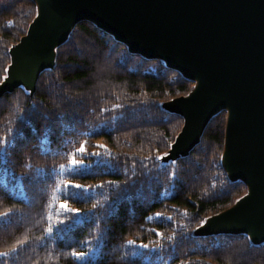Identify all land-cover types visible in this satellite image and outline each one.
Here are the masks:
<instances>
[{
	"label": "trees",
	"instance_id": "obj_1",
	"mask_svg": "<svg viewBox=\"0 0 264 264\" xmlns=\"http://www.w3.org/2000/svg\"><path fill=\"white\" fill-rule=\"evenodd\" d=\"M36 16L32 0H0V84ZM193 87L80 22L33 95L20 87L0 99V253L17 250L0 264H85L73 252L87 264H264V244L247 235H194L248 191L221 163L226 112L187 157L157 159L184 126L163 104ZM73 158L83 167L73 171ZM130 241L153 249L150 260Z\"/></svg>",
	"mask_w": 264,
	"mask_h": 264
},
{
	"label": "water",
	"instance_id": "obj_2",
	"mask_svg": "<svg viewBox=\"0 0 264 264\" xmlns=\"http://www.w3.org/2000/svg\"><path fill=\"white\" fill-rule=\"evenodd\" d=\"M32 1L37 16L10 52L0 99L20 87L33 95L75 27L94 24L130 53L159 60L194 83L187 96L163 104L184 119L163 161L187 157L211 120L226 112L221 163L247 195L194 235L244 234L264 244V0Z\"/></svg>",
	"mask_w": 264,
	"mask_h": 264
},
{
	"label": "snow or ice",
	"instance_id": "obj_3",
	"mask_svg": "<svg viewBox=\"0 0 264 264\" xmlns=\"http://www.w3.org/2000/svg\"><path fill=\"white\" fill-rule=\"evenodd\" d=\"M12 147L14 148L15 145L13 144ZM7 150H8V145L7 143L5 144V147L3 149H0V151H2L5 155H7ZM80 151L83 153L85 152V148L82 146L80 148ZM157 159H160V160H163L164 157H157ZM71 164L73 166V171H76V169L79 167V168H82L83 167V164H82V161H78L76 159H72L71 161ZM66 187H74V188H77V189H81L82 191H86V189H83L81 185L79 184H68L66 185ZM60 207L65 211V212H68V213H72L74 214L75 216H80L81 213H80V210L79 209H73V208H70L68 203L65 201V202H61L60 204ZM202 223H207V221H204ZM72 226L69 225L68 228L70 229ZM48 231L51 233L52 232V228L50 227L48 229ZM130 244H132L134 247H138V248H144V249H148V251L146 253H143L141 255L144 256L145 259H149L150 260V257L151 255L153 254V249H149L148 245H144V244H140V245H135V242L134 241H130L129 242ZM17 250L16 249H12L11 252H4V253H0V261H6L7 258H9L12 254H14ZM72 255L78 260V261H83L85 262V264H87V254L84 253V252H73ZM133 255H137L136 253H133Z\"/></svg>",
	"mask_w": 264,
	"mask_h": 264
},
{
	"label": "rangeland",
	"instance_id": "obj_4",
	"mask_svg": "<svg viewBox=\"0 0 264 264\" xmlns=\"http://www.w3.org/2000/svg\"><path fill=\"white\" fill-rule=\"evenodd\" d=\"M71 34H72V33H71ZM70 36H71V35H70ZM19 42H20V41H19ZM19 42H18V43H19ZM18 43H17V44H18ZM15 45H16V44H15ZM15 45H13V46L10 48L9 53L14 49V46H15ZM10 56H11V54H10ZM162 63H163V62H162ZM11 66H12V63H10V65H9L10 68L8 67V69H7V73H6L5 78L9 75V71H10V69H11ZM5 78H4V79H5ZM3 81H4V80H3ZM193 88H194V87H193ZM171 147H172V146H171ZM168 153H169V151H168L166 154H164L162 157H164V159H165V158L169 155ZM222 153H223V152H222ZM164 159H163V160H164ZM163 160H160V161H161L162 163H166V162L163 161ZM221 161H222V157H221ZM246 195H247V193H246L244 196H246ZM244 196H243V197H244ZM243 197H241L240 199H242ZM240 199H239V200H240ZM239 200H237L233 205L237 204V202H238ZM233 205H232V206H233ZM232 206H231V207H232ZM231 207H229V208H231ZM229 208H228V209H229ZM226 210H227V209H226ZM213 216H214V215H213ZM211 217H212V216L208 217L205 221L209 220ZM204 225H205V223H202L199 227H203ZM199 227H198V228H199Z\"/></svg>",
	"mask_w": 264,
	"mask_h": 264
}]
</instances>
